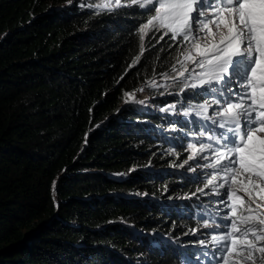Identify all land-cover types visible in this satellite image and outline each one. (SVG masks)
<instances>
[{
	"label": "trees",
	"instance_id": "obj_1",
	"mask_svg": "<svg viewBox=\"0 0 264 264\" xmlns=\"http://www.w3.org/2000/svg\"><path fill=\"white\" fill-rule=\"evenodd\" d=\"M91 3L0 0V264H209L210 176L176 166L207 138L165 126L204 122L160 111L178 91L125 103L178 49L153 33L141 55L152 12Z\"/></svg>",
	"mask_w": 264,
	"mask_h": 264
},
{
	"label": "snow or ice",
	"instance_id": "obj_2",
	"mask_svg": "<svg viewBox=\"0 0 264 264\" xmlns=\"http://www.w3.org/2000/svg\"><path fill=\"white\" fill-rule=\"evenodd\" d=\"M87 6L97 14L121 8L152 12L137 29L141 55L153 33H162L161 39L170 35L178 46L171 74L160 73L161 83L155 76L146 83L163 88L161 95L178 88L175 94L186 106L178 100L160 111L198 118L204 123L190 135L211 141L190 142L188 158L176 165L183 168L197 157L210 161L199 165L212 174L197 192L217 196L222 208L204 220L202 227L212 234L199 244L211 248L204 254L211 256L209 264H264V0H99ZM124 95L125 103H145L134 93ZM204 97L209 99L191 102ZM205 152L210 154L201 156Z\"/></svg>",
	"mask_w": 264,
	"mask_h": 264
},
{
	"label": "rangeland",
	"instance_id": "obj_3",
	"mask_svg": "<svg viewBox=\"0 0 264 264\" xmlns=\"http://www.w3.org/2000/svg\"><path fill=\"white\" fill-rule=\"evenodd\" d=\"M92 1V3L91 4H96V3H98L99 2V0H91ZM170 36V35H169ZM176 47H177V49H178V46L176 45ZM177 56V55H176ZM156 79H157V82L158 83H161L162 81L160 80V77L159 76H157L156 77ZM138 89H143V91H138ZM163 91V88H153V87H150V86H148V84L146 83V84H144V85H141V86H139L136 90H135V92H134V95H135V98L137 97V99L138 100H140V101H145V103H147V104H149L148 102L150 101L149 99H151L152 97H153V95H161L160 93ZM169 91L170 92H174V91H178V88H170L169 89ZM203 99H209V97H204ZM202 99V100H203ZM170 104H173V103H170ZM150 105V104H149ZM166 105H169V104H166ZM165 107V106H164ZM154 108V107H153ZM155 109V108H154ZM179 111H180V109L177 107V109H176V112L177 113H179ZM210 112H211V109H210ZM166 113V112H165ZM168 114H173V113H170V112H167ZM174 115H178V114H174ZM179 116H181V115H179ZM189 119H190V117H188ZM208 125H209V127H211V122H208ZM165 126H167V128L168 129H171V130H175V129H178V128H180L179 127V124L177 125V123H175L174 121H170V122H168L167 124H165ZM193 128L194 129H190V131L191 130H193V132H198V131H200V130H198V129H200L199 128V125H195V126H193ZM165 134H168V132H166V128H163V129H161ZM186 134H188V133H186ZM171 135V134H170ZM190 135V134H189ZM192 136V135H191ZM191 138H194V137H191ZM202 138H206V137H200L199 139H202ZM200 141H204V143H208V141L207 140H200ZM192 143V142H196L195 140H192V141H189L185 146H183V148H182V151H183V154H184V156H186V159L188 158V155L190 154V150H189V148H188V145H189V143ZM194 144V143H193ZM210 153L208 152H205V153H202L201 155L202 156H204V155H209ZM191 164V166H192V169H195V171H189V169H187L190 173H193V174H195V175H198L199 173H201V171H203V169H204V172L205 173H201V174H209V176H211V174H212V170L211 169H207V168H204V167H200L199 165H203V164H205V163H209L210 161H207V162H205L203 159H201L200 157H197L196 159H194V160H192V161H189ZM181 169V168H180ZM184 170H186V169H184ZM210 178V177H209ZM207 183V182H206ZM215 199L216 200H218L219 198L217 197V196H215ZM222 208V206L221 205H218V209H221ZM223 211H227L226 209H224ZM206 235H207V239H210V236H211V234H212V229L208 232V233H205ZM205 249L207 250V252H211V248L210 247H205ZM206 256V255H205ZM207 258L208 259H211V256L210 255H208L207 256Z\"/></svg>",
	"mask_w": 264,
	"mask_h": 264
}]
</instances>
